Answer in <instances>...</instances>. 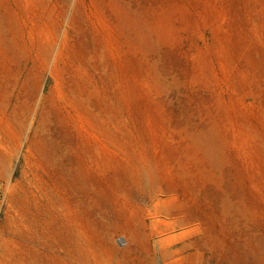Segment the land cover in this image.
Here are the masks:
<instances>
[{
  "label": "rangeland",
  "instance_id": "rangeland-1",
  "mask_svg": "<svg viewBox=\"0 0 264 264\" xmlns=\"http://www.w3.org/2000/svg\"><path fill=\"white\" fill-rule=\"evenodd\" d=\"M264 264V0H0V264Z\"/></svg>",
  "mask_w": 264,
  "mask_h": 264
},
{
  "label": "crops",
  "instance_id": "crops-1",
  "mask_svg": "<svg viewBox=\"0 0 264 264\" xmlns=\"http://www.w3.org/2000/svg\"><path fill=\"white\" fill-rule=\"evenodd\" d=\"M185 264H190V263L188 262V260H186Z\"/></svg>",
  "mask_w": 264,
  "mask_h": 264
}]
</instances>
